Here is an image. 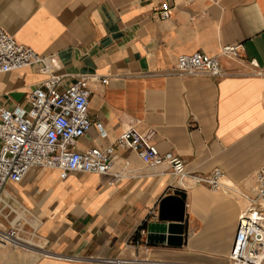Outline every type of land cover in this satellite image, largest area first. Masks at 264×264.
Wrapping results in <instances>:
<instances>
[{"label":"crops","instance_id":"1","mask_svg":"<svg viewBox=\"0 0 264 264\" xmlns=\"http://www.w3.org/2000/svg\"><path fill=\"white\" fill-rule=\"evenodd\" d=\"M163 2L171 15L159 20ZM0 25L49 59L0 73V108L28 110L49 76L58 89L93 76L87 111L104 133L92 125L76 149L113 147L105 174L31 168L5 186L0 218L12 207L26 218L16 221L23 245H0V264H230L237 217L264 165V0H0ZM236 43V58L220 53ZM195 52L216 57L224 76L177 74V57ZM129 126L187 173L220 169L222 189L179 186L166 165L116 147ZM172 195L184 200L182 244L147 243L144 225Z\"/></svg>","mask_w":264,"mask_h":264},{"label":"built area","instance_id":"2","mask_svg":"<svg viewBox=\"0 0 264 264\" xmlns=\"http://www.w3.org/2000/svg\"><path fill=\"white\" fill-rule=\"evenodd\" d=\"M166 2L159 5L155 17L166 20L171 12ZM242 43L224 45L220 53L236 58ZM176 73L184 76H224L218 59L201 52L177 57ZM5 32L0 25V73H9L32 63L49 64ZM250 65L256 67L255 60ZM93 76L79 75L73 84L57 88L60 77L49 76L29 94L28 110L0 108V201L6 185L21 182L31 168H56L59 176L69 172L105 174L110 170L111 152L99 148L79 151L76 142L96 126L89 117L87 86ZM104 83L107 80H102ZM116 147L131 149L149 167L166 165L180 185L187 179L213 191L222 189L223 173L213 169L207 175L187 173L183 160L171 154H160L149 137L135 126H129L116 139ZM257 193L251 205L237 217L235 238L230 250V264H264V165L256 170ZM145 230L141 231L144 234ZM0 245L21 246L19 226L0 228Z\"/></svg>","mask_w":264,"mask_h":264},{"label":"water","instance_id":"3","mask_svg":"<svg viewBox=\"0 0 264 264\" xmlns=\"http://www.w3.org/2000/svg\"><path fill=\"white\" fill-rule=\"evenodd\" d=\"M184 212V200L180 196L172 195L160 200L157 222L144 225L146 242L180 246L184 240Z\"/></svg>","mask_w":264,"mask_h":264},{"label":"rangeland","instance_id":"4","mask_svg":"<svg viewBox=\"0 0 264 264\" xmlns=\"http://www.w3.org/2000/svg\"><path fill=\"white\" fill-rule=\"evenodd\" d=\"M0 203H1V201H0ZM12 209H14L15 210V212L14 213H11V214H9L7 217H6V219L4 218V217H2L1 216V218H0V228H1V226L2 227H4V228H8L9 226H8V223L10 222L11 223V225L12 226H19L18 224H17V220H19V216H18V214L20 213V212H23L22 213V217H24V219L26 218L25 217V215H24V210L23 209H20V208H13L12 207ZM28 221V220H27ZM3 229V228H2ZM24 231H26L27 232V229L25 228L24 229Z\"/></svg>","mask_w":264,"mask_h":264},{"label":"bare ground","instance_id":"5","mask_svg":"<svg viewBox=\"0 0 264 264\" xmlns=\"http://www.w3.org/2000/svg\"><path fill=\"white\" fill-rule=\"evenodd\" d=\"M2 228V227H1Z\"/></svg>","mask_w":264,"mask_h":264}]
</instances>
